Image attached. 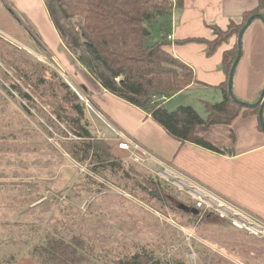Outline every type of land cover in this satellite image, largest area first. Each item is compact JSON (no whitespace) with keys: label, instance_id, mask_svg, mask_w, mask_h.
I'll list each match as a JSON object with an SVG mask.
<instances>
[{"label":"rangeland","instance_id":"obj_1","mask_svg":"<svg viewBox=\"0 0 264 264\" xmlns=\"http://www.w3.org/2000/svg\"><path fill=\"white\" fill-rule=\"evenodd\" d=\"M0 5V264H36L30 248L45 233L83 241L100 264L143 248L171 263L264 264V238L197 210L172 177L152 169L154 161L141 166L119 156L113 130L87 106L92 135L111 145L121 166L101 163L94 171L95 160L75 159L69 147L81 139L58 77L70 79L36 39L59 53L57 37ZM199 96L191 95L194 106L177 100L166 107L191 106L206 119Z\"/></svg>","mask_w":264,"mask_h":264},{"label":"trees","instance_id":"obj_2","mask_svg":"<svg viewBox=\"0 0 264 264\" xmlns=\"http://www.w3.org/2000/svg\"><path fill=\"white\" fill-rule=\"evenodd\" d=\"M43 1L63 46L90 76L110 94L144 111L181 145L201 146L225 154L210 145L198 130L207 131L217 125L230 126L240 115L260 116L259 106L252 108L249 103L236 102L230 94V72L238 57V43L233 49L224 51L222 66L228 75V81L220 87L224 99L217 103L203 102L206 119L191 106L175 110L166 108L168 99L198 82L193 69L169 49L170 17L175 9L185 6L184 0ZM258 1L255 9L242 14L241 22L231 21L226 30L211 26L214 38L203 40L208 46V56L215 54L232 38H237L253 15L264 17V0ZM53 76L57 75L53 73ZM58 78L64 93L61 101L73 113L71 121L78 127L76 135L81 139L70 144L69 153L81 162L95 160L94 171L101 163H108L111 168L121 166L116 162L118 159L111 145L92 135L85 104L69 84ZM19 94L23 99L30 98L22 91ZM154 96L166 100L155 101ZM260 127L263 129L262 125ZM93 254L92 248L83 241L76 238L67 241L53 233H45L30 248V256L36 264H100L94 260ZM174 260L171 263L166 258H158L143 248L130 257L116 259L113 264H186L184 260Z\"/></svg>","mask_w":264,"mask_h":264},{"label":"crops","instance_id":"obj_3","mask_svg":"<svg viewBox=\"0 0 264 264\" xmlns=\"http://www.w3.org/2000/svg\"><path fill=\"white\" fill-rule=\"evenodd\" d=\"M1 1H5L38 32H45L50 37L54 32L59 53L52 51L40 38L36 39L47 47L50 59L70 79L71 88L80 89L91 97L97 117L112 130L125 134L153 154L152 169L169 168L176 176L200 184L264 220V129L260 127V116L240 115L230 126L217 125L207 131L198 130L210 145L225 151V154L201 146L181 145L144 111L110 94L90 76L87 69L63 46L43 0ZM184 4V7L175 9L171 14L168 36L173 39L168 40L169 49L176 58L193 69L198 82L168 99L165 104L167 106L181 100L183 104L192 105L191 95L199 93L197 101L204 108L203 102L217 103L224 99L220 87L228 81V75L223 70L222 58L224 51L233 49L238 43V37L224 43L211 56L207 55L208 46L203 40L214 38L212 25L226 30L231 21L241 22L242 14L255 9L259 1L184 0ZM0 8L4 7L0 5ZM5 12L9 13L7 10ZM187 40L195 42L183 43ZM242 45L241 60L234 72L233 93L237 100L254 104L264 91L262 20L256 19L251 23L244 33ZM115 138L116 134L110 140L113 142ZM127 154L120 151L119 156Z\"/></svg>","mask_w":264,"mask_h":264},{"label":"built area","instance_id":"obj_4","mask_svg":"<svg viewBox=\"0 0 264 264\" xmlns=\"http://www.w3.org/2000/svg\"><path fill=\"white\" fill-rule=\"evenodd\" d=\"M172 36H168V40L171 41ZM74 92L77 93L80 100L89 108V110L95 112V108L92 105L91 97L80 89L73 88ZM155 101L164 102V97L154 96ZM117 147L126 153L128 158L139 165L148 166L153 160V155L149 150L140 145L138 142L132 140L125 134L115 131ZM158 175L166 181H169L172 177L178 189L182 192H186L193 202L196 204L197 210H203L205 213H212L219 219L230 222L235 228L245 230L250 236L254 238H264V220L258 216L252 215L246 210L240 208L235 203L227 200L226 198L213 193L209 189L198 185L197 183L183 179L182 177L176 176L174 172H170L166 169L159 170Z\"/></svg>","mask_w":264,"mask_h":264},{"label":"water","instance_id":"obj_5","mask_svg":"<svg viewBox=\"0 0 264 264\" xmlns=\"http://www.w3.org/2000/svg\"><path fill=\"white\" fill-rule=\"evenodd\" d=\"M256 19H260L263 21L264 23V17L263 16H260V15H253L251 17V19L247 22V24L242 28V31L240 32L239 36H238V45H239V52H238V57H237V60L236 62L234 63L233 67H232V70H231V75H230V79H229V88H230V94L232 96V99L235 100L236 102H240V103H243V104H246L245 102L243 101H238L236 98H235V95L233 93V87H232V84H233V79H234V76H235V70L238 66V63L239 61L241 60L240 57L242 55V49H243V45H242V39H243V36H244V33L247 31L248 27L251 25V23L256 20ZM3 37V36H2ZM250 107L254 108V107H260V110H259V115H260V121H261V125L264 129V115H263V112H264V91L262 92L261 96L259 97V99L257 100L256 103L254 104H249Z\"/></svg>","mask_w":264,"mask_h":264}]
</instances>
